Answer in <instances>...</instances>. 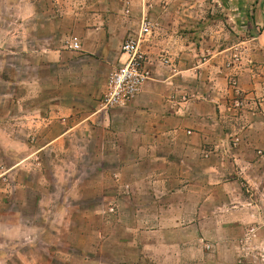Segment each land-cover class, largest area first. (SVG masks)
<instances>
[{
  "label": "crops",
  "instance_id": "crops-1",
  "mask_svg": "<svg viewBox=\"0 0 264 264\" xmlns=\"http://www.w3.org/2000/svg\"><path fill=\"white\" fill-rule=\"evenodd\" d=\"M43 1L19 0L21 72L18 83L6 84L0 109L5 140L26 142L15 133L18 124L41 144L26 157L79 142L85 154L76 158L97 155L98 180L88 189L113 211L106 217L115 227L135 228H125L129 241L113 242L116 262L121 247L150 255L156 234L171 224L172 233L193 240L196 264H264V71L259 92L242 82L246 71L237 74V107L214 52L200 58L199 30L189 38L180 33L186 24L165 25L142 43L151 78L126 106L101 110L106 79L123 62L121 44L139 29L135 0ZM142 233L146 244L136 241ZM114 236L103 229L99 244L83 253L103 256Z\"/></svg>",
  "mask_w": 264,
  "mask_h": 264
},
{
  "label": "rangeland",
  "instance_id": "rangeland-1",
  "mask_svg": "<svg viewBox=\"0 0 264 264\" xmlns=\"http://www.w3.org/2000/svg\"><path fill=\"white\" fill-rule=\"evenodd\" d=\"M47 2L44 0L42 4ZM0 12L7 16L4 23L0 20V27L4 26L2 37L7 40L6 45L9 44L5 64L1 58L6 53L0 48V109H4L5 100H8L4 95L10 93L6 84L8 81L18 83L21 72L18 42L23 30L19 27V0H5L4 3L0 0ZM137 14L140 22L145 18L152 25V34L160 32L165 25L176 24H186L180 33L184 32L189 38L195 29L199 30L194 38L201 44L200 58H209L214 52L215 66L229 76L237 107L242 103L237 74L242 71L249 74L242 81L248 90L259 92L263 87L264 0H135ZM4 129L1 126L0 264H69V260L70 264H101L99 257L105 261L102 264H121L119 260H123L122 264L197 263L193 240L186 239L181 230L172 233L171 224L162 234H156V248L150 250V255L142 256L136 249L121 247L116 262L112 254L113 242L115 239L129 241L131 235L125 228L133 224L117 223L115 227L106 217V213L113 211L98 203V192L88 189L87 183L98 180L95 174L99 165L97 155L76 158L85 154V144L79 142L70 149L65 143L54 151L26 157L41 145L34 131L25 136L17 124L15 133L26 142L8 143ZM93 146L87 144V148ZM103 229L115 235L109 239L104 255L84 254L85 247L99 244ZM113 229H118V234L113 233ZM142 236L147 235L142 233L136 241L146 244L147 238ZM142 258L145 263H139Z\"/></svg>",
  "mask_w": 264,
  "mask_h": 264
},
{
  "label": "built area",
  "instance_id": "built-area-1",
  "mask_svg": "<svg viewBox=\"0 0 264 264\" xmlns=\"http://www.w3.org/2000/svg\"><path fill=\"white\" fill-rule=\"evenodd\" d=\"M152 28V25L143 18L138 31L128 35L121 44L120 53L123 62L106 79L99 104L101 110L107 111L126 106L135 98L143 84L151 78L150 60L142 50V43L151 36ZM69 48L78 49L77 42H72ZM160 62L169 65L166 56H163Z\"/></svg>",
  "mask_w": 264,
  "mask_h": 264
}]
</instances>
